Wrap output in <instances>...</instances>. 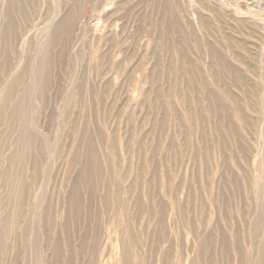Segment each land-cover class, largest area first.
<instances>
[{"label": "rangeland", "instance_id": "374dc122", "mask_svg": "<svg viewBox=\"0 0 264 264\" xmlns=\"http://www.w3.org/2000/svg\"><path fill=\"white\" fill-rule=\"evenodd\" d=\"M15 1L0 0V229L1 202L23 213L0 264H120L129 236L133 264H256L264 0H80L72 33L65 0Z\"/></svg>", "mask_w": 264, "mask_h": 264}, {"label": "bare ground", "instance_id": "6f19581e", "mask_svg": "<svg viewBox=\"0 0 264 264\" xmlns=\"http://www.w3.org/2000/svg\"><path fill=\"white\" fill-rule=\"evenodd\" d=\"M66 4H68V11H67V14H66V17L63 21H60L59 25L56 27L57 29H63L65 32L67 33H70L71 31H73L75 28V25H76V22H78V11H79V7H80V3L81 1L80 0H65ZM19 3L20 5L22 6H25L26 5V2L27 0H16L13 4V10L16 9V4L15 3ZM98 3H99V0H98ZM7 7L8 9L10 10L11 9V2L9 1L8 4H7ZM73 26V27H71ZM62 30V31H63ZM72 33V32H71ZM58 34L57 33H52L51 36L48 38V41L44 47H43V51H44V58H47V56L50 57V46H51V37L52 36H57ZM48 36H49V33H48ZM12 54V52H11ZM25 58H26V63L24 65V68H23V74H22V78L24 79L27 72H29L30 70V60H31V56H30V52L29 51H26L25 53ZM48 57V58H49ZM18 85V81L17 80H11L9 82V84L7 86L10 87V91H12L14 89V87H16ZM24 150H25V147L23 148L21 146V143H20V149L17 153V156L18 157H22L23 154H24ZM84 165L83 167V170L80 174V178H79V181H84V184H85V187L86 189L87 188H91L92 187H95L96 184L99 182L100 183V176L98 173L97 174H92L91 172V168L89 167V165L86 163L82 164ZM96 170H98L99 168H95ZM102 180V179H101ZM112 181V180H110ZM115 181V180H114ZM103 182V181H102ZM115 183V182H114ZM92 186V187H91ZM112 188V185L110 184H107V185H104V189H106V193H107V196L109 195L110 193V190ZM95 190V189H94ZM121 191V190H120ZM88 192V191H87ZM94 193V192H93ZM96 193V192H95ZM120 195V194H119ZM17 200H19V197H16ZM92 200V199H91ZM102 200V199H101ZM104 200V199H103ZM109 200V199H107ZM116 204L119 203V199H117V201H115V198L113 199ZM110 201V200H109ZM108 201V202H109ZM107 202V203H108ZM4 204V207L5 209H7V211H11L10 215L6 218L4 224L2 225L1 229H0V239L1 238H6L7 239V235L9 234H12V232H14V230H16L17 226H18V221H19V212L23 213L22 210H20V208L18 207H12L11 204L9 202H6V201H3L1 202ZM94 204V202H92ZM91 203V204H92ZM103 203V202H102ZM96 205V204H95ZM104 205V204H103ZM109 205V204H108ZM118 205V204H117ZM93 206V205H92ZM105 206V205H104ZM111 207V206H110ZM112 208V207H111ZM116 208V207H115ZM110 209V208H108ZM123 209V208H122ZM111 210V209H110ZM103 211V210H102ZM120 214V213H118ZM50 227V226H49ZM260 227L264 229V212L262 211V214H261V217H260ZM30 234V233H29ZM28 234V235H29ZM122 237V236H121ZM123 238V237H122ZM160 239V238H158ZM183 241V240H182ZM135 243L131 236H129V238L127 237V241H125L124 244H122V255H121V260H120V264H133L132 262V259L131 258V251H130V245L131 243ZM139 242V241H138ZM136 244V243H135ZM134 244V245H135ZM137 246V245H136ZM172 246V245H170ZM185 246V245H184ZM238 247V246H237ZM244 247V246H243ZM189 248V247H188ZM152 249V248H151ZM168 249V248H167ZM177 249V248H176ZM190 249V248H189ZM188 249V250H189ZM201 249V248H200ZM166 250V249H165ZM171 249H169L170 251ZM175 250V249H174ZM191 251V250H190ZM197 251V250H196ZM200 251V250H199ZM189 252V251H188ZM198 252V251H197ZM204 252V251H203ZM140 253H141V250H140ZM167 253V252H165ZM164 253V254H165ZM171 254V252H169ZM184 253V252H183ZM201 253V252H200ZM136 254V253H134ZM168 254L170 257L171 255ZM200 255V254H199ZM203 255V254H202ZM138 256V255H137ZM185 257V256H184ZM196 257V256H195ZM204 257V256H203ZM199 258V257H197ZM258 259L259 261L256 263V264H264V247L260 248L259 249V253H258ZM203 260V259H202ZM176 261V260H175ZM195 261V260H194ZM146 262V261H145ZM244 263V262H242ZM90 264H97L96 261H92ZM174 264V263H173Z\"/></svg>", "mask_w": 264, "mask_h": 264}]
</instances>
